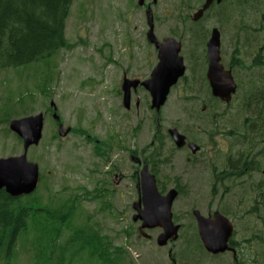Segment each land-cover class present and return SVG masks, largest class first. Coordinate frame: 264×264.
<instances>
[{
	"label": "rangeland",
	"instance_id": "1",
	"mask_svg": "<svg viewBox=\"0 0 264 264\" xmlns=\"http://www.w3.org/2000/svg\"><path fill=\"white\" fill-rule=\"evenodd\" d=\"M202 2L73 0L65 47L26 67L0 69V158L23 153L10 122L44 113L43 139L28 151V160L40 168L32 195L50 206L78 200L68 223L47 224L41 217L38 223L43 222L19 235L9 259L0 264H173L172 244H157L162 229L147 230V239L140 235L141 222L133 220L144 164L156 175L161 193L174 187L180 192L172 208L181 224L173 242L177 264H235L231 253L205 251L195 208L227 216L239 260L264 263V153L258 157L260 169L254 165L240 176L238 167L251 149L243 105L264 93V66L255 62L264 63V0H225L193 24ZM148 5L157 38L180 41L186 65L159 114L141 86L132 91L131 108L123 105L124 75L143 81L159 62L158 49L147 39ZM215 27L221 32V63L232 68L239 86L228 105L212 97L206 77L207 42ZM60 122L71 128L66 137L58 134ZM173 127L198 143L201 153L192 156L177 148L168 133ZM81 228L100 235L102 247L72 258Z\"/></svg>",
	"mask_w": 264,
	"mask_h": 264
},
{
	"label": "water",
	"instance_id": "2",
	"mask_svg": "<svg viewBox=\"0 0 264 264\" xmlns=\"http://www.w3.org/2000/svg\"><path fill=\"white\" fill-rule=\"evenodd\" d=\"M214 1L222 2V0H206L192 15V21L201 20ZM144 3L145 0H139L140 5H144ZM146 16L149 25L147 39L158 49L159 62L152 70L150 77L143 81L128 77L123 79V105L126 109L131 108L132 90H137L141 86L151 96V109L159 114L166 104L172 88L185 76L186 65L183 56L180 54L182 50L180 41L175 38H165L160 41L157 38L151 5L147 8ZM220 49L221 32L215 27L212 29L207 42V79L213 96L229 104L237 92V83L232 70L226 69L221 63ZM51 105L54 106L55 111L53 118L59 121L56 106L53 102ZM44 125V113L13 119L10 122V130L23 141V153L21 155L0 158V189H5L12 197L33 194L39 186L40 168L37 163L28 160V151L31 147L41 143ZM70 132V127L64 128V125L59 123V136L66 137ZM168 133L178 148L188 145L193 149V152L200 150V146L195 142L187 144L186 136L177 128H169ZM137 190L139 198L133 204V209L136 211L133 220L141 222L140 235L150 239L151 235L147 233V230L161 228L163 231L157 237L159 246L165 247L170 242L177 241L181 226L174 222L172 208L179 191L176 188H171L167 193H161L156 175L151 172L146 164L140 171ZM193 214L197 220L200 238L208 252L213 254L225 253L229 250L236 252L229 245V241L234 235V226L227 216L218 211L214 218L205 217L198 210H194ZM169 256L171 257V252Z\"/></svg>",
	"mask_w": 264,
	"mask_h": 264
},
{
	"label": "trees",
	"instance_id": "3",
	"mask_svg": "<svg viewBox=\"0 0 264 264\" xmlns=\"http://www.w3.org/2000/svg\"><path fill=\"white\" fill-rule=\"evenodd\" d=\"M72 2L0 0V69L26 67L53 57L65 47V24ZM188 2L192 3V0ZM202 36L197 35V44ZM39 201L32 194L12 197L5 189H0V260L9 259L19 235L25 234L41 217H46L47 224L68 223L75 214L78 200L72 199L58 206L44 205ZM30 216L32 220L28 224ZM33 220L35 223H32ZM77 234L72 258L82 257L94 247H102L100 235L86 228L78 229ZM100 257L105 258L106 253H101Z\"/></svg>",
	"mask_w": 264,
	"mask_h": 264
},
{
	"label": "flooded vegetation",
	"instance_id": "4",
	"mask_svg": "<svg viewBox=\"0 0 264 264\" xmlns=\"http://www.w3.org/2000/svg\"><path fill=\"white\" fill-rule=\"evenodd\" d=\"M206 0H203V2H202V4L205 2ZM224 1L225 0H222V2L221 3H217V1H214V3L212 4V6H211V8L210 9H212V8H214V7H220V5H222V4H224ZM202 4H201V6H202ZM149 6V5H148ZM148 6H147V8H148ZM209 9V10H210ZM147 11V10H146ZM206 14V13H205ZM205 16V15H204ZM204 18V17H203ZM202 20V19H201ZM256 38V37H255ZM263 48V47H262ZM259 57H260V55H259ZM258 57V58H259ZM256 62V64L258 65V66H261L262 65V67L264 66V63L261 61V63H259L258 61H255ZM228 69H231L232 70V68H228ZM232 74H233V71H232ZM125 77H127V75L125 74L124 75V78ZM206 77H207V75H206ZM233 77H234V74H233ZM123 78V79H124ZM129 78V77H128ZM234 79H235V77H234ZM208 80V79H207ZM236 81V80H235ZM208 83H209V81H208ZM236 83H237V81H236ZM210 85V84H209ZM238 88H239V86H238V83H237V91H238ZM210 89H211V87H210ZM133 91V90H132ZM211 93H212V89H211ZM236 94H237V92H236ZM236 94H234L233 95V97L236 95ZM212 97L214 98V99H217V100H220L222 103H225V104H227L226 102H224V101H222L221 99H219V98H216V97H214L213 96V94H212ZM232 100H233V98H232ZM232 102V101H231ZM137 104H138V101H137ZM228 105V104H227ZM244 107H246L247 106V109H246V112H248V116L246 117V119H245V125H246V127H245V133H244V135H245V137H246V139H247V141H248V143L250 144V146H251V149L249 150V152H248V154H247V156H246V158L245 159H241V160H244V161H239L238 162V167H241L240 168V176L241 175H247V174H249V173H251L252 171H253V168H254V165H255V168L256 169H260L261 167L259 166L258 167V165H259V163H261L260 162V160L258 159V157L259 156H262V153H264V93L263 94H259V95H254V97H253V99L252 98H248V101L247 102H245V105H243ZM206 109V107L204 106L203 107V110H205ZM57 122H59V121H57ZM58 125H59V123H58ZM183 134V133H182ZM185 135V134H184ZM170 136V135H169ZM186 136V142H187V144L189 143V142H195V141H193V140H191V139H189V137L187 136V135H185ZM171 138V137H170ZM172 139V138H171ZM172 141H173V139H172ZM174 142V141H173ZM196 143V142H195ZM175 144V143H174ZM198 146H200L198 143H196ZM176 145V144H175ZM259 145H262V148L261 149H258V150H256L255 151V149L259 146ZM177 147V146H176ZM178 148V147H177ZM180 150H187L188 152H189V154L190 155H192V156H195L196 154H198V153H201V146H200V150H197L196 152H193V149L192 148H190L188 145H185L184 147H182V148H179ZM188 161H190L191 159L190 158H188L187 159ZM139 161V160H138ZM242 162V163H241ZM235 163V162H234ZM237 163V162H236ZM235 163V164H236ZM240 165V166H239ZM233 167V166H232ZM231 169H234V168H231ZM234 173V172H233ZM262 175L264 176V169L262 170ZM236 176H238V175H236ZM251 176V175H250ZM174 188H176V187H174ZM178 191H179V189L178 188H176ZM180 193V192H179ZM179 196V195H178ZM194 210H198V211H200L199 209H197V208H195V209H193L192 210V214H193V212H194ZM218 212H219V210H217ZM217 211H215V212H209L208 213V215H204V214H202V212H201V214L202 215H204L205 217H212V218H214V215H215V213L217 212ZM221 213V212H220ZM221 214H223V213H221ZM193 216H194V214H193ZM194 218L196 219V217L194 216ZM175 222V221H174ZM196 222H197V220H196ZM176 224H179V223H176ZM180 226H181V224H179ZM234 226V225H233ZM197 228H198V224H197ZM180 230H181V228H180ZM163 231V230H162ZM180 232V231H179ZM198 234H199V231H198ZM199 237H200V235H199ZM201 239V238H200ZM201 241V244H202V246H203V248L205 249V247H204V245H203V243H202V240H200ZM171 243V242H170ZM172 244V247L170 248V250H169V253L171 252V257L169 256V258L172 260V263L173 264H177V262H176V260L173 258V248H174V243L172 242L171 243ZM229 245L231 246V248H233V249H235V251L236 252H234V251H232V250H229V251H226L225 253H231L232 254V258L234 259V262H235V264H256L255 263V260L253 259V258H249L248 260H246V262L244 263V261H240L239 259L240 258H238V250L236 249V247H235V245H236V243L233 241V239H230V241H229ZM205 251L208 253V255H212V256H219V255H222V254H225V253H219V254H213V253H210V252H208L206 249H205ZM169 253H168V255H169ZM236 253V254H235ZM251 262V263H250ZM262 264H264V263H262Z\"/></svg>",
	"mask_w": 264,
	"mask_h": 264
},
{
	"label": "bare ground",
	"instance_id": "5",
	"mask_svg": "<svg viewBox=\"0 0 264 264\" xmlns=\"http://www.w3.org/2000/svg\"><path fill=\"white\" fill-rule=\"evenodd\" d=\"M199 21H200V20H199ZM199 21H198V22H199Z\"/></svg>",
	"mask_w": 264,
	"mask_h": 264
}]
</instances>
